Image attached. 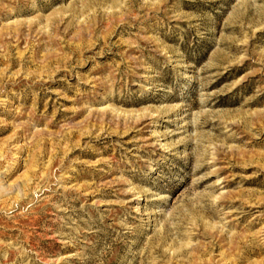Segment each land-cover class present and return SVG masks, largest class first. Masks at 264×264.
Returning a JSON list of instances; mask_svg holds the SVG:
<instances>
[{
	"label": "rangeland",
	"instance_id": "374dc122",
	"mask_svg": "<svg viewBox=\"0 0 264 264\" xmlns=\"http://www.w3.org/2000/svg\"><path fill=\"white\" fill-rule=\"evenodd\" d=\"M0 264H264V0H0Z\"/></svg>",
	"mask_w": 264,
	"mask_h": 264
}]
</instances>
